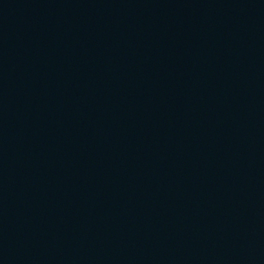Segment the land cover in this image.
<instances>
[{
  "label": "water",
  "instance_id": "water-1",
  "mask_svg": "<svg viewBox=\"0 0 264 264\" xmlns=\"http://www.w3.org/2000/svg\"><path fill=\"white\" fill-rule=\"evenodd\" d=\"M0 264H264V0H0Z\"/></svg>",
  "mask_w": 264,
  "mask_h": 264
}]
</instances>
